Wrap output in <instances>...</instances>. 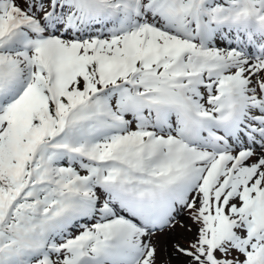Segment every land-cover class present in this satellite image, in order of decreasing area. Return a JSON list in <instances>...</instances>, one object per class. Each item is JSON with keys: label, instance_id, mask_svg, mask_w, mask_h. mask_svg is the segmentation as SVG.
Listing matches in <instances>:
<instances>
[{"label": "snow or ice", "instance_id": "obj_1", "mask_svg": "<svg viewBox=\"0 0 264 264\" xmlns=\"http://www.w3.org/2000/svg\"><path fill=\"white\" fill-rule=\"evenodd\" d=\"M0 264H264V0H0Z\"/></svg>", "mask_w": 264, "mask_h": 264}]
</instances>
